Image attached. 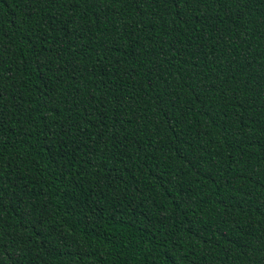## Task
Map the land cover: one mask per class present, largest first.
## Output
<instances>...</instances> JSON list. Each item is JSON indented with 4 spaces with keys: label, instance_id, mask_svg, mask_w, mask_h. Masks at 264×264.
Masks as SVG:
<instances>
[{
    "label": "trees",
    "instance_id": "1",
    "mask_svg": "<svg viewBox=\"0 0 264 264\" xmlns=\"http://www.w3.org/2000/svg\"><path fill=\"white\" fill-rule=\"evenodd\" d=\"M0 264H264V0H0Z\"/></svg>",
    "mask_w": 264,
    "mask_h": 264
}]
</instances>
